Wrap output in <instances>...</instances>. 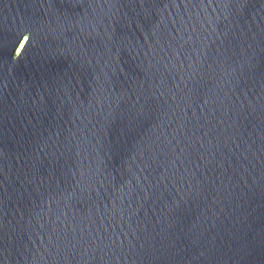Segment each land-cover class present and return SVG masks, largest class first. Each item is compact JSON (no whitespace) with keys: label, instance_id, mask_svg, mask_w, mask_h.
Here are the masks:
<instances>
[{"label":"water","instance_id":"1","mask_svg":"<svg viewBox=\"0 0 264 264\" xmlns=\"http://www.w3.org/2000/svg\"><path fill=\"white\" fill-rule=\"evenodd\" d=\"M0 264H264V0H0Z\"/></svg>","mask_w":264,"mask_h":264},{"label":"snow or ice","instance_id":"2","mask_svg":"<svg viewBox=\"0 0 264 264\" xmlns=\"http://www.w3.org/2000/svg\"><path fill=\"white\" fill-rule=\"evenodd\" d=\"M25 39H27V37H25Z\"/></svg>","mask_w":264,"mask_h":264}]
</instances>
